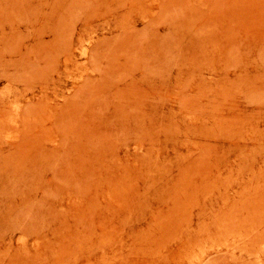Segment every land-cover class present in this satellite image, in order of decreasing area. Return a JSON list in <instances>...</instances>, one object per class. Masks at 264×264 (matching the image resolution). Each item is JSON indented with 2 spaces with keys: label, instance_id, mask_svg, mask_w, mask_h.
I'll use <instances>...</instances> for the list:
<instances>
[{
  "label": "rangeland",
  "instance_id": "obj_1",
  "mask_svg": "<svg viewBox=\"0 0 264 264\" xmlns=\"http://www.w3.org/2000/svg\"><path fill=\"white\" fill-rule=\"evenodd\" d=\"M0 264H264V0H0Z\"/></svg>",
  "mask_w": 264,
  "mask_h": 264
}]
</instances>
